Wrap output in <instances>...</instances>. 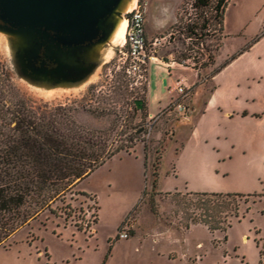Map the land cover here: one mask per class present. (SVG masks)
Masks as SVG:
<instances>
[{
  "label": "rangeland",
  "instance_id": "1",
  "mask_svg": "<svg viewBox=\"0 0 264 264\" xmlns=\"http://www.w3.org/2000/svg\"><path fill=\"white\" fill-rule=\"evenodd\" d=\"M143 1L146 38L157 58L149 66L148 90L129 85L115 49L81 91L41 96L12 74L10 81L5 77L9 65L0 39V123L8 122L7 112L16 106L38 115L69 107L106 150L127 149L83 179L64 203L52 204L53 213L43 211L2 242L0 264H199L201 256L200 264L258 263L261 246L264 251V0H229L219 41L185 37L189 14L183 5L194 13L188 0ZM177 81L191 89L189 120L169 111L179 99ZM210 95L218 107L210 105ZM135 100L142 101V111ZM194 128L211 138L200 146L190 143L184 152L172 149L177 131ZM183 191L259 197L247 200L248 209L232 218L225 233L210 232L201 224L185 228L180 198L171 195ZM131 221L128 238L117 239Z\"/></svg>",
  "mask_w": 264,
  "mask_h": 264
},
{
  "label": "trees",
  "instance_id": "2",
  "mask_svg": "<svg viewBox=\"0 0 264 264\" xmlns=\"http://www.w3.org/2000/svg\"><path fill=\"white\" fill-rule=\"evenodd\" d=\"M228 2L186 1L194 13H189L186 5H183L184 12L189 14L184 26L185 37L197 41L210 37L221 40ZM179 20L182 21L183 17H179ZM208 57L212 58V55ZM234 57L232 55L225 60L216 72ZM4 75L11 80L9 68L4 67ZM134 104L135 109L141 108L142 101L135 100ZM43 106L48 108L47 105ZM75 111L67 107L38 115L16 106L7 112L10 116L8 122L0 123V244L43 211L53 213L52 204L64 203L65 195L70 194L83 179L121 150L127 151L123 147L106 150L101 141L96 136L94 139L93 134L76 120ZM8 127L10 129L6 132L4 129ZM159 159L157 157L152 171L149 198L152 212L155 211L152 196L158 181ZM171 195L173 199L180 198L176 202L182 203L185 228L201 224L210 232L224 233L230 227L232 218L248 209L247 200L259 197L257 194L206 192H174ZM241 204L245 206L243 210ZM1 219L7 222L1 223ZM96 222L97 217L94 224ZM223 238L227 239L226 234ZM257 264H264L262 246Z\"/></svg>",
  "mask_w": 264,
  "mask_h": 264
},
{
  "label": "water",
  "instance_id": "3",
  "mask_svg": "<svg viewBox=\"0 0 264 264\" xmlns=\"http://www.w3.org/2000/svg\"><path fill=\"white\" fill-rule=\"evenodd\" d=\"M132 2L0 0V39L10 73L44 97L81 91L116 49Z\"/></svg>",
  "mask_w": 264,
  "mask_h": 264
},
{
  "label": "built area",
  "instance_id": "4",
  "mask_svg": "<svg viewBox=\"0 0 264 264\" xmlns=\"http://www.w3.org/2000/svg\"><path fill=\"white\" fill-rule=\"evenodd\" d=\"M126 26L123 39L117 44L120 67L123 69L129 85L149 89V66L156 62L155 56L147 42L145 31V7L143 0H133L125 14ZM175 90L179 99L169 105V111L177 116H185L188 112L186 100L190 95V87L181 81L176 82ZM155 115H151L152 118ZM131 225L125 223L117 232V239H127Z\"/></svg>",
  "mask_w": 264,
  "mask_h": 264
},
{
  "label": "crops",
  "instance_id": "5",
  "mask_svg": "<svg viewBox=\"0 0 264 264\" xmlns=\"http://www.w3.org/2000/svg\"><path fill=\"white\" fill-rule=\"evenodd\" d=\"M212 78H214V76H211V79ZM196 101L197 100H195V99H193V101H192L193 104H194V106L196 105ZM209 101H210V105L211 106H215V107H218V105L220 103L215 95H212V96L210 95ZM194 109H195L194 111L197 110L196 107ZM230 113H231V111H229V110L225 112L226 115H230ZM190 118H191V116L189 117V119ZM174 136H175L174 139L170 143L171 144V147H172V149H175L177 146H180V149H181L182 152H184L188 148V146H189L190 143H193L196 146H200L202 144V142H207L208 141V138H211V136H208V134H205V135L204 134L203 135L200 134L199 129H197V128L191 129L186 134L184 133L183 129H181V130L177 131L174 134ZM215 139H218V137H216ZM225 139L226 138H224V140ZM212 150H215L214 147H212ZM214 152H216V151H214ZM124 153H128V152H124ZM118 154H115V155H118ZM218 154L219 153H217V155ZM142 161H143V165H144V158L143 157H142ZM174 167H175V165H172V168L171 169L173 170ZM159 180H160V178H159ZM159 180H158V182H159ZM160 183H161V181H160ZM183 192H186V191H183ZM130 224L133 227L132 221L130 222ZM167 258L168 259H171L170 258V253L167 254ZM196 258H197V256H196ZM202 258H203V256H201L200 259L197 258L196 262H198L200 264L201 261H202ZM218 264H223V262H221V263L218 262ZM238 264H243V263L238 262Z\"/></svg>",
  "mask_w": 264,
  "mask_h": 264
},
{
  "label": "bare ground",
  "instance_id": "6",
  "mask_svg": "<svg viewBox=\"0 0 264 264\" xmlns=\"http://www.w3.org/2000/svg\"><path fill=\"white\" fill-rule=\"evenodd\" d=\"M125 26H126V20L123 22L120 30L118 31V33L116 35L115 43L116 42L119 43L123 39L124 31H125Z\"/></svg>",
  "mask_w": 264,
  "mask_h": 264
},
{
  "label": "flooded vegetation",
  "instance_id": "7",
  "mask_svg": "<svg viewBox=\"0 0 264 264\" xmlns=\"http://www.w3.org/2000/svg\"><path fill=\"white\" fill-rule=\"evenodd\" d=\"M144 7H145V5H144ZM136 110L142 111L143 110V103L141 105V108H136Z\"/></svg>",
  "mask_w": 264,
  "mask_h": 264
},
{
  "label": "clouds",
  "instance_id": "8",
  "mask_svg": "<svg viewBox=\"0 0 264 264\" xmlns=\"http://www.w3.org/2000/svg\"><path fill=\"white\" fill-rule=\"evenodd\" d=\"M164 11H165V13H167V12H168V9H167V8H165V9H164Z\"/></svg>",
  "mask_w": 264,
  "mask_h": 264
}]
</instances>
